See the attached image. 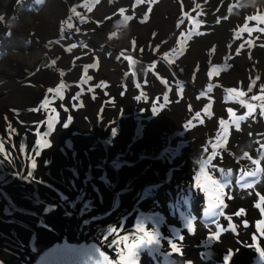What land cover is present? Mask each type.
Instances as JSON below:
<instances>
[{
	"label": "rangeland",
	"instance_id": "374dc122",
	"mask_svg": "<svg viewBox=\"0 0 264 264\" xmlns=\"http://www.w3.org/2000/svg\"><path fill=\"white\" fill-rule=\"evenodd\" d=\"M73 1L0 0V143L10 154L5 156L8 172L59 179L65 174L71 181L57 205L35 186L25 188L34 208L29 213L39 216L42 209L57 207L60 229L52 239L45 234L43 245L39 237L44 234L34 239L7 236L22 247L20 252L13 251L18 248L14 243L0 240V250L11 254L4 257L0 251V264H23L21 254L30 260L24 264H32L29 252L37 257L57 238L94 242L111 264H118L126 253L123 236L129 235L131 243L141 235L135 232L137 223L158 233L160 241L141 247L138 264H223L229 250V264H264V102L250 99L264 95V23L249 19L264 22V0ZM82 1L88 2V10H79ZM73 14L78 18L72 19ZM117 15H122L119 21L127 20V27L109 23ZM245 25L256 30L240 32ZM129 50L140 51L144 63L155 61L145 76L141 64L135 68L138 75L130 71L131 62L127 66L119 59L121 67L117 65L118 52ZM92 64L96 67H88L85 75ZM226 65L230 67L224 70ZM87 76L92 79L84 84ZM138 80L143 89L137 87ZM209 84L212 92L244 91L241 99L256 106L253 116L240 121L239 130L228 109L240 116L247 108L228 96L217 105L215 98L208 100L210 93L201 99ZM186 103L192 109L186 114L188 124L167 126V119L182 114ZM200 112L211 120L199 121ZM149 114H154L152 120ZM147 148L153 149L149 156L154 158L137 159ZM127 149L129 154L124 153ZM166 152L171 158L163 157ZM257 167V177L246 178L255 181L253 187L236 183ZM201 169L216 170L217 179L219 170L232 173L223 214L217 217L204 215L210 193L197 187V175L205 183ZM6 208L0 194V221H24L26 215L15 219L20 209L13 214ZM190 220L191 231L186 227ZM112 227L117 231L109 234ZM169 239L180 253L171 252ZM35 245L40 247L34 250Z\"/></svg>",
	"mask_w": 264,
	"mask_h": 264
},
{
	"label": "snow or ice",
	"instance_id": "6c2138e0",
	"mask_svg": "<svg viewBox=\"0 0 264 264\" xmlns=\"http://www.w3.org/2000/svg\"><path fill=\"white\" fill-rule=\"evenodd\" d=\"M36 4H42L43 0H35ZM137 3V0H136ZM150 11V9H149ZM72 12L75 13L76 9L73 8ZM119 12H125V9L121 8L119 9ZM130 19H133L132 16H129ZM3 17H0V20H2ZM250 20H256L259 21L260 23H264L258 19L255 18V16H251L249 17ZM143 22V20L141 21ZM219 22V21H218ZM69 29H71L73 27L72 24H68L67 26ZM243 29V30H242ZM256 29L253 28H249L247 25H245L243 28L240 29V32H248L251 33L252 31H255ZM63 31V29H62ZM260 31H264V29H260ZM10 35V33H9ZM237 35H239V33H237ZM77 45L74 43L71 45V48H75ZM133 46H135V42H133ZM241 48H243V45H241ZM69 51H71V49H69ZM237 54H239V49L237 50ZM127 59H131V57H126ZM117 59L119 60L120 57L118 56ZM53 63H55V61H53ZM91 67V68H95L96 65L92 64L89 65L85 68V75H87V68ZM228 67H230V65H226L225 69L226 70ZM64 73L62 72L61 75H63ZM92 77L91 76H87V79H85L83 81L84 84H87L89 80H91ZM255 84V81H252L251 84L248 87V92H252V86ZM99 86V85H98ZM137 87H139V85H137ZM61 88H63V84H61ZM229 89V88H228ZM226 89L227 93H228V98L230 100L235 99L237 100L243 107L247 108V112L245 115H240V116H236V114L233 112V110L231 108L228 109V112L232 115L233 120L232 123L235 125L236 129L239 130L240 128V121H243L246 119V117H251L253 116V114L256 111V106L253 105L252 103H248L245 100L241 99L242 97H244L246 95V92L244 91H237L236 88H231L232 90V94H229V90ZM53 91V89H48V92L51 93ZM213 91V86L211 84L208 85L207 87V92L211 93ZM262 92H264V87H262L261 89ZM56 95L60 96L62 98L63 94L61 93L60 88L55 89ZM201 95H204V93L202 92ZM137 99H139V96L136 97ZM164 101L168 100L167 96H164ZM251 100L254 101H262L264 102V95H252ZM43 107H47V103H45L43 105ZM209 107H211V105H209ZM261 115H264V103L261 104ZM197 116L200 115V113H196ZM69 119H71V117L69 116ZM220 124L223 125L225 124V121L221 120ZM49 129H51V124H49ZM11 132H15L14 129H10ZM44 146L47 147V142L45 141ZM21 151H23V149H21ZM0 154H3L4 156L8 157L10 156L9 153H7L5 151V148L3 146V143H0ZM245 155H247V153H245ZM32 163V167H35V160L31 161ZM253 164L259 165V161L258 160H253L252 161ZM203 175H204V179H205V183L201 184L200 181V176L197 175L196 176V181H197V187L202 189L203 192L205 194H209L208 195V204L207 207L205 208L204 211V215L208 216V217H217L219 215H222V208L224 206V190L226 187H228L231 183L232 180L230 179L232 177V173L228 172L225 173L223 170H219L220 171V175L221 178L217 179L215 178V171L213 170L212 173H208V172H204L203 169L200 170ZM261 171V169L259 167H257V169L255 171H251V172H245L243 175H241L239 177L238 180H236V183L238 185H240V187L242 188H251L253 187V182H248L247 181V177H257V174ZM257 207H259V205H256ZM218 209H220L221 211H217ZM241 212H243V210H240V212H237V215H240ZM214 222V221H213ZM187 229L189 231H191L193 229V220H190L188 222V224L186 225ZM123 228L121 227V230ZM135 232L141 233V235L136 236L131 243H128L129 241V235H124L123 236V241L124 243V248L126 249V253L120 255L119 257V261L118 264H138L139 261V250L141 249L142 246L145 245H153V244H159L160 241L158 239V233H155L153 231L148 230L145 225L143 223H137L134 227ZM117 229L115 227H112L110 229V233L112 232H116ZM218 236V233L214 236H210L209 239H216ZM180 239H183V237L181 236ZM173 239H169V244H170V248H171V252L172 253H180L181 249L177 246V243L172 242ZM112 247L115 248L116 247V242L113 241L112 242ZM259 251V249H258ZM99 254V259L95 260V264H111V261L109 260V257L101 250L98 251ZM260 256L262 258H264V251H260ZM232 258V251L229 250V252L227 254L224 255L223 258V264H229L230 260Z\"/></svg>",
	"mask_w": 264,
	"mask_h": 264
},
{
	"label": "bare ground",
	"instance_id": "6f19581e",
	"mask_svg": "<svg viewBox=\"0 0 264 264\" xmlns=\"http://www.w3.org/2000/svg\"><path fill=\"white\" fill-rule=\"evenodd\" d=\"M75 1V0H74ZM73 1V2H74ZM78 1V0H77ZM81 1V0H80ZM72 2V3H73ZM75 3V2H74ZM71 4V3H70ZM4 65L0 62V70H3ZM21 135V134H20ZM7 158L0 154V194L1 198L6 200V205L8 208H6L9 211H12L13 214L17 213V211L20 209L21 216L16 215V220H21L22 215H26L28 218V224L24 225L27 218L23 217V222L19 225H13L8 222H2L0 221V240H3L5 242H10L11 245H16L18 248L13 249V251L20 252L22 250V247L17 242H11V240L7 236H13V235H33L31 239L35 238V235H42L39 237L41 245L45 243V234H48L50 238L56 234L59 229L60 225H57V216L56 211L57 207L54 211L50 212V209H42L39 216H36L37 213H29L31 208V205L28 203L27 199L25 198V188L30 186H35L36 191L39 195H42L45 197L47 201L50 203L57 205V197L64 196L63 190L66 189L64 185H70L71 181L70 178L67 175H63L60 179L59 177H44L41 174L34 175L31 174L27 177V171L24 173H16L15 174H9V167L7 165ZM55 179V182H52V179ZM58 179V181H57ZM61 188V189H60ZM2 216V215H1ZM50 217H53L52 219ZM1 218V217H0ZM56 240V239H55ZM53 240L52 242H54ZM30 242H33L32 240H29ZM2 242V241H0ZM9 243H7L8 245ZM22 244V243H21ZM28 244V243H27ZM31 244V243H30ZM29 245V244H28ZM32 246L34 244H31L28 246L30 250H32ZM40 247V245H35V249L37 250ZM8 249H11V247L8 245ZM1 251V254H5L4 257H11V254H6V252ZM13 251L11 253H13ZM39 252V251H38ZM0 254V255H1ZM29 254H32L34 258H31L32 262L35 259V251L29 252ZM22 262L28 263L30 260L26 259L23 254H21ZM20 258V257H19ZM11 264L12 261H11Z\"/></svg>",
	"mask_w": 264,
	"mask_h": 264
},
{
	"label": "flooded vegetation",
	"instance_id": "af4514ba",
	"mask_svg": "<svg viewBox=\"0 0 264 264\" xmlns=\"http://www.w3.org/2000/svg\"><path fill=\"white\" fill-rule=\"evenodd\" d=\"M89 9V4H88V2L87 1H82V2H80V4H79V10H88ZM79 16V15H78ZM78 16L76 15V14H73L72 15V19H77L78 18ZM118 16V18L117 19H110L109 20V23H114V24H117L118 25V22H119V20L121 19V17H122V15H117ZM113 52H116V50H114ZM140 52V51H139ZM139 52H138V54H137V52L136 51H132V50H129V52L128 51H126V52H118V55H117V57L119 56L120 57V60L121 61H123L124 60V62H126V65L127 66H129V63L128 62H131L132 64H133V66L131 67V68H129L130 69V71L132 72V73H135L136 75H138V71H136L135 70V68L136 67H138V66H136V65H140L141 64V68H142V71L145 73L144 74V76L146 75V73H147V69L148 68H151V67H149V65H150V63L151 64H153V66L155 65V61H154V63L153 62H150L149 61V63H144V62H146V61H144V60H142L141 59V56L139 55ZM131 57V59L129 60V59H127L126 57ZM134 61H135V63H134ZM116 62H117V65L119 64V60L118 59H116ZM119 67H121V65L119 64ZM119 67H117V72H119ZM178 76V75H177ZM176 81H179V80H176ZM153 82H154V84H156V82H155V80H153ZM136 84L137 85H139V88H141V89H143V83H142V80H138L137 82H136ZM178 85V84H177ZM220 89V88H219ZM220 91V90H219ZM212 92V93H210V95H211V97H209L208 98V100L209 99H212V98H215L214 100L216 101V102H214L215 103V105H217V104H220L221 103V100L223 99V100H226V98H227V96H228V93H221V92ZM209 93L208 92H205L204 93V95H202L201 96V99H205L204 97H206L207 98V95H208ZM209 95V96H210ZM165 96H167L168 98H169V92H167L166 93V95ZM188 103H186L184 106H183V109H182V114H180L179 116H177V117H175V118H172V116H170L171 118H169V120L167 119V121H168V123H167V126H169V125H171V126H173L174 125V123H176V122H178V124L177 125H179L180 123H181V125H182V128L186 125V124H188V122H189V118H186V114L188 113V112H191V108H189V105H187ZM211 104V103H210ZM191 106V105H190ZM153 113L154 112H157V110H151ZM201 112H202V110H201ZM200 112V115H199V121H200V119H201V122L203 123V121H202V118H204L205 120L207 119V120H209L210 119V116H208L207 114H203V113H201ZM204 112V111H203ZM152 115H154V114H149V119L150 120H152L153 118H151L152 117ZM169 116V115H168ZM175 116V115H174ZM125 118H122V120H124ZM211 120V119H210ZM200 122V123H201ZM202 125V124H201ZM174 128H176V126L174 127ZM167 129V128H166ZM169 147V154H171L172 153V146H168ZM128 152H130V149H127V151H124V153L125 154H129ZM143 152L145 153V155H143ZM143 152H141L140 153V155L138 154V155H136V157H137V159H140V158H146V156H148L147 158H154V157H152V156H149V154H153L154 153V151H153V149H149V148H147L146 150H144ZM203 152V151H202ZM165 159L166 158H171V155H167V152H166V156H163Z\"/></svg>",
	"mask_w": 264,
	"mask_h": 264
},
{
	"label": "water",
	"instance_id": "95a60500",
	"mask_svg": "<svg viewBox=\"0 0 264 264\" xmlns=\"http://www.w3.org/2000/svg\"><path fill=\"white\" fill-rule=\"evenodd\" d=\"M101 247L94 242L68 241L57 238L48 245L32 262V264H95L99 259ZM111 261L110 256L103 251Z\"/></svg>",
	"mask_w": 264,
	"mask_h": 264
},
{
	"label": "clouds",
	"instance_id": "9594fccd",
	"mask_svg": "<svg viewBox=\"0 0 264 264\" xmlns=\"http://www.w3.org/2000/svg\"><path fill=\"white\" fill-rule=\"evenodd\" d=\"M119 25H122L124 27H127V20L126 19H122L121 21L118 22Z\"/></svg>",
	"mask_w": 264,
	"mask_h": 264
}]
</instances>
